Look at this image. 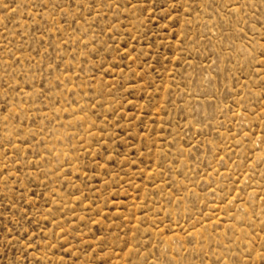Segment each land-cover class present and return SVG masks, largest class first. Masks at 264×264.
<instances>
[{"label": "rangeland", "instance_id": "obj_1", "mask_svg": "<svg viewBox=\"0 0 264 264\" xmlns=\"http://www.w3.org/2000/svg\"><path fill=\"white\" fill-rule=\"evenodd\" d=\"M0 264H264V0H0Z\"/></svg>", "mask_w": 264, "mask_h": 264}]
</instances>
